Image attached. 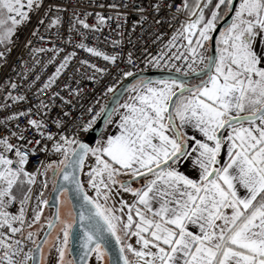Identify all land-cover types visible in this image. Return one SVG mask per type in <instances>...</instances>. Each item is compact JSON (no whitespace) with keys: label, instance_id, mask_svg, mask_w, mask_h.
I'll list each match as a JSON object with an SVG mask.
<instances>
[{"label":"snow or ice","instance_id":"6c2138e0","mask_svg":"<svg viewBox=\"0 0 264 264\" xmlns=\"http://www.w3.org/2000/svg\"><path fill=\"white\" fill-rule=\"evenodd\" d=\"M41 4L0 0V44L7 47L17 26ZM164 6L158 0L155 11ZM182 7L189 19L148 60L174 73L153 80L119 70L134 82L121 91L109 86L111 107L101 106L81 123L71 121V130L61 119L52 121L55 133L47 121L29 119L50 148L0 138V264H48L44 247L53 232L52 264H90L93 258L95 264H264V0H195L191 6L184 0ZM96 17L95 25L80 15L74 19L88 32H100L111 17ZM60 23L59 17L51 21ZM81 35L76 47L116 63L115 55L87 46ZM74 56L65 54L55 75ZM54 80L50 77L44 88ZM101 117L116 126V133L102 134L91 146L85 137ZM16 127L11 136L33 144L27 129ZM38 150L58 159L38 161L35 172L26 170ZM187 164L197 178L182 170ZM49 171L57 211L37 242L33 231L25 236L26 206L37 176L43 175L42 186L48 187ZM115 196L121 198L110 204ZM43 197L41 192L29 228L41 220V206H49ZM17 203L18 210L11 211ZM66 204L71 207L63 216L60 207ZM27 242L34 247L26 252ZM77 242L82 255L66 259L73 251L70 243Z\"/></svg>","mask_w":264,"mask_h":264},{"label":"built area","instance_id":"2783aa9c","mask_svg":"<svg viewBox=\"0 0 264 264\" xmlns=\"http://www.w3.org/2000/svg\"><path fill=\"white\" fill-rule=\"evenodd\" d=\"M157 2L158 0H44L26 33L0 51L4 53L0 56V138L7 137L10 142L19 143L21 147L35 146L40 149L47 144L50 148L51 142L41 139L28 124L29 119L47 121L53 133L57 128L52 121L61 119L69 123L71 130V121L81 123L94 115L101 106L107 105L114 94H106L109 86L114 85L117 90L130 78L123 77L119 70H130L134 75L157 71L174 73V68L154 67L148 60L160 54L161 49L172 40L180 24L189 19V16L182 7L184 0H164L166 6L159 12L155 11ZM97 13L111 17L100 32H88L75 22L74 16L80 15L89 24L95 25ZM57 17L61 23L52 25L51 21ZM81 34L87 37L83 40L87 46L115 55L116 63L105 61L102 57L76 47L82 40ZM113 42H116L115 45ZM73 52L75 56L68 67L58 76L55 75L63 56ZM84 60L107 71L95 72L89 65L81 63ZM53 76L54 82L45 89L44 85ZM13 84L16 85L15 88L12 87ZM18 113L28 115L17 116ZM17 124L21 129H27L25 135L33 144L26 145V141L11 136V133L19 131ZM35 141L40 143L36 144ZM51 154L52 152L36 151L29 157L26 170L35 172L39 166L38 161L47 163ZM18 208L17 203L11 211L15 212ZM28 231L30 229L25 224V236ZM33 247L31 242H27L25 251Z\"/></svg>","mask_w":264,"mask_h":264},{"label":"rangeland","instance_id":"374dc122","mask_svg":"<svg viewBox=\"0 0 264 264\" xmlns=\"http://www.w3.org/2000/svg\"><path fill=\"white\" fill-rule=\"evenodd\" d=\"M43 1L44 0H42V3H43ZM194 3H195V0H188L189 6L193 5ZM40 6L34 8L32 11L29 12L30 19L25 20L24 22H22L21 25H18L17 26L15 33L10 38V40L12 42L15 41V40H18L19 38H21L26 33V31L28 30V28L31 26V24H32V22H33V20H34V18L36 16L37 11L39 10ZM12 42H10L7 46H9ZM5 47L6 46L4 44H0V51L3 48H5ZM105 130H104V132L106 133ZM56 159H58V157L54 153H52L51 156H50V158H49V160H48V162L54 161ZM92 163H93V160L91 158L90 159H87L85 161V169H84L85 173L88 171V166L90 164H92ZM43 180H44V176L43 175H39L36 178V184L31 186L32 187L31 201H30L29 205L26 206V209H27V211H26L27 223L26 224H27V226H28V224H31V222H32V217L34 215V211L33 210L37 207L38 197L40 196V193L43 192L44 193V197L43 198L49 200L50 199V195H51V193L53 191V179H52V176H51V172L50 171L48 173V187L46 189L43 188V186H42V181ZM133 186L134 187H138V184H134ZM24 187L27 188L28 185L25 184ZM88 191H89V194L90 195H94V192L91 189H88ZM121 195H122V198L124 200H128L129 202L132 199V197H131V195L129 193H122ZM120 198H121V196H115L113 198V201H110L109 203L111 204V203H113L115 201H118ZM116 206L119 207V204L117 203ZM41 207L43 208V213H42L41 220L39 222H37L36 224H32V227L29 228L30 231H33L34 234H36L37 242H39V240L41 239L43 233L47 229V220L48 219H51L52 216H53V210L52 209H50L48 206H41ZM70 207L71 206L70 205H67V204L66 205H62L60 207V211H61V213H62L63 216H66L67 215V212L69 211ZM55 235H56V233L53 232L52 237L50 238L49 244L48 245H45V247H44V252L46 254V261L48 262V264H52V262L56 258V252H55V250H52L51 251V254L49 255V250L51 248V245L55 242ZM131 242L132 243H135V237L132 238ZM69 247H70V245H69ZM66 259H68V260H71L72 259L71 256H70V254H68L66 256ZM90 264H95L94 258L92 259V261L90 262Z\"/></svg>","mask_w":264,"mask_h":264},{"label":"water","instance_id":"95a60500","mask_svg":"<svg viewBox=\"0 0 264 264\" xmlns=\"http://www.w3.org/2000/svg\"><path fill=\"white\" fill-rule=\"evenodd\" d=\"M224 23H225V21H221L220 25H223ZM218 27H219V25H218ZM220 30H222V28ZM169 74H170V72L157 71V72H151V73H140V74H137L135 76H143L144 78H150V79L156 80V79H161V78H167ZM132 82H134V78L130 77L127 81H125L117 89V91H121L123 86L128 85V84H130ZM113 95H112L111 99L108 101L106 106L111 107L112 100H113ZM106 124L107 123H106L105 119L103 117H101L96 122V124L93 126L94 127V131H91L86 136V142L89 143L91 146H94L96 144L97 140L99 139L100 135L103 133ZM54 199H55V193H54V191H52V193L50 195L49 206L48 207L53 210V215L57 211V208L53 205ZM46 231H48V229ZM70 248L73 249V251L70 253L71 257L73 258V256H75L77 259H79V257L82 255V250L79 247V243L78 242L76 244H71L70 243Z\"/></svg>","mask_w":264,"mask_h":264},{"label":"crops","instance_id":"0c3cea01","mask_svg":"<svg viewBox=\"0 0 264 264\" xmlns=\"http://www.w3.org/2000/svg\"><path fill=\"white\" fill-rule=\"evenodd\" d=\"M187 2H188V0H187ZM113 119H115V117H113ZM105 129L104 130L108 133H116V126L114 124H106ZM104 133L105 132L103 131L102 134H104ZM102 134L100 135L99 139L101 138ZM182 170L185 172L186 175H192V178H197V176H198V173L190 164L182 166ZM138 187H139V185H138Z\"/></svg>","mask_w":264,"mask_h":264},{"label":"flooded vegetation","instance_id":"af4514ba","mask_svg":"<svg viewBox=\"0 0 264 264\" xmlns=\"http://www.w3.org/2000/svg\"><path fill=\"white\" fill-rule=\"evenodd\" d=\"M47 230V229H46ZM46 232V231H45ZM45 232L43 233V235H42V237L44 236V234H45ZM42 237H41V239H42ZM71 256V255H70ZM72 258V257H71Z\"/></svg>","mask_w":264,"mask_h":264},{"label":"trees","instance_id":"16d2710c","mask_svg":"<svg viewBox=\"0 0 264 264\" xmlns=\"http://www.w3.org/2000/svg\"><path fill=\"white\" fill-rule=\"evenodd\" d=\"M187 13V12H186ZM187 15H188V13H187Z\"/></svg>","mask_w":264,"mask_h":264}]
</instances>
